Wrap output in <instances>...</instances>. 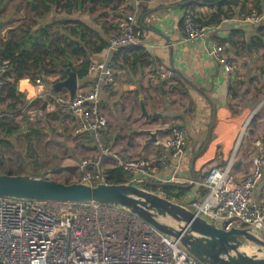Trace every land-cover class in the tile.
Here are the masks:
<instances>
[{"label":"crops","instance_id":"1","mask_svg":"<svg viewBox=\"0 0 264 264\" xmlns=\"http://www.w3.org/2000/svg\"><path fill=\"white\" fill-rule=\"evenodd\" d=\"M41 1L0 0V52L24 31L39 38V33L46 30L52 44V58L47 63L56 72L44 78L41 89L24 79L34 87V96L28 89L29 94L21 92L17 84L19 101L8 97L7 88L0 90L3 117L4 113H11L9 106L13 103L17 104V111L25 114L36 108L43 112V119H37L42 126H36L37 116L31 119V128L39 129L41 135L35 141L30 135L38 165L30 164V155L25 161L24 154V175L40 174L49 180L73 184L82 174L83 161L102 157L90 134L75 135L72 118L55 101L58 96H70L66 88L57 86L67 79V72L77 75L87 62L113 64L117 69V85L101 89V109L108 120L104 142L115 152L133 160H157L171 129L183 126L187 129V144L178 172L177 161L171 160L168 169L159 167L155 174L175 175L174 185L190 190L187 194L196 199L205 191L192 182H201L211 168L230 166L235 181L250 173L252 161L248 162V155H255L256 142L264 147V95L254 91L247 78L257 73L256 62L264 61V45L257 41L259 27L246 22V17L253 7H260L264 13L263 0H228L223 10L230 17L219 25L209 24L216 9L204 6L202 0H110L107 5L97 0L93 4L85 2L81 9L76 5L72 10L63 9L66 0H47V15H42ZM187 11L207 24L205 41L190 42L184 38L181 19ZM128 13H133L138 22L137 41L117 54L110 50L109 40L117 20ZM28 19L30 24L23 26ZM7 29L11 31L4 38ZM214 43L220 44L223 55L234 63L233 75L226 74L210 56ZM165 70L173 71L171 79L160 77ZM62 72L65 79H61ZM261 76L264 78V68ZM96 80V74L78 79L77 91L89 88ZM6 81L13 83L14 74ZM22 103L27 106L23 108ZM143 108L149 120L142 116ZM16 120L20 123L22 116L18 115ZM156 130L162 133L157 136V143H150L147 132ZM42 145L55 148L56 152L42 160ZM27 146L25 142L24 149ZM2 154L3 162L6 155ZM102 159L108 172L117 170L108 156ZM256 197L264 199V183Z\"/></svg>","mask_w":264,"mask_h":264},{"label":"built area","instance_id":"2","mask_svg":"<svg viewBox=\"0 0 264 264\" xmlns=\"http://www.w3.org/2000/svg\"><path fill=\"white\" fill-rule=\"evenodd\" d=\"M264 4V0H263ZM246 22L255 27L264 25V13L251 8ZM109 48L119 54L137 41L139 27L136 16L128 13L117 20ZM209 28L200 24L194 13L184 12L181 32L190 42H203ZM214 57L226 74L235 73V65L224 55L220 44L211 45ZM10 62L0 63V90L5 88L4 74ZM88 74L97 80L89 88L78 90L74 97L58 96L56 104L73 120L75 135L90 134L102 157L81 163L82 174L77 183L96 186L111 184L103 157L108 156L114 168L120 169L135 187L164 197L145 185L177 183L175 175L155 174L156 169L169 168L177 161L175 172L187 144V129L174 126L170 138L160 150L157 160L131 159L115 152L104 142L108 120L101 109V89L117 85V69L113 64L91 62ZM162 79L173 77L172 70L160 74ZM29 94L27 88L22 90ZM41 89L40 82L34 86ZM33 87V88H34ZM42 92V91H41ZM41 92L39 94H41ZM41 110L29 113L33 120ZM2 115L0 114V120ZM252 168L242 179L235 181L230 166L211 168L201 182H192L206 191L193 198L184 195L177 203L197 217L225 231L247 230L264 239V199L257 191L264 179V147L255 144ZM251 245L245 243L243 247ZM0 264H204L191 255L177 240L166 236L138 215L118 207L99 203L26 201L0 197Z\"/></svg>","mask_w":264,"mask_h":264},{"label":"water","instance_id":"3","mask_svg":"<svg viewBox=\"0 0 264 264\" xmlns=\"http://www.w3.org/2000/svg\"><path fill=\"white\" fill-rule=\"evenodd\" d=\"M81 7L80 5L79 8ZM204 25L207 27V24ZM10 31L11 29H7L4 32V38H7ZM6 51L4 48L2 54H6ZM67 75V79L57 86L66 88L73 98L78 89V78L70 71ZM142 112V116L149 120L144 108ZM160 133V130L147 132L149 142L157 143ZM0 197L43 202H92L122 208L138 215L166 236L177 240L204 264H264V258L250 256L242 251L244 244L250 243L255 245L259 252H264V240L257 235L247 230L220 229L197 217L188 208L139 189L132 183L96 186L82 183L63 184L46 178L0 173ZM166 219L174 221L177 226L163 223L162 220Z\"/></svg>","mask_w":264,"mask_h":264},{"label":"trees","instance_id":"4","mask_svg":"<svg viewBox=\"0 0 264 264\" xmlns=\"http://www.w3.org/2000/svg\"><path fill=\"white\" fill-rule=\"evenodd\" d=\"M93 1L94 3L97 0H66V5L63 7L64 10H72L74 6H84L85 2ZM110 0H103L104 4L107 5ZM204 6L216 9L211 15V20H209L210 25H219L223 19H226L229 16L227 12L223 10L228 5V0H202ZM74 4V5H73ZM35 9L38 8V3L35 2ZM42 6V15H47L49 11V5L47 0H43L40 2ZM225 6V7H224ZM257 7V6H256ZM260 12V7H257ZM198 22L202 25L203 22ZM260 34L257 36V41L261 45H264V25L259 27ZM40 37L37 38L35 34H32L30 31H24L21 33V37L17 39H13L12 42L6 44L7 51L6 54L3 55L0 52V63L2 62H10L9 70L4 74L5 78L9 77L12 73L14 74V81L6 82L5 88L8 91V97L16 99V86L20 81L24 79H29L33 85H36L37 82L44 84V78L50 75L55 74L56 72L51 67V63L48 64L47 60L51 59V43L49 42V35L47 31H41L39 33ZM43 43V44H42ZM91 62L84 63L81 67V70L77 72V76L79 80H84L88 75V68ZM61 79H65L67 76L62 72ZM61 91H56L55 93L59 94ZM15 103L9 106L11 113H4V117L2 116L0 120V144L5 145L6 147H14L13 140L7 141L8 138L18 137L23 133V128H27V137L25 136V142L30 146V135L34 137V141L37 138H41L39 129L31 128L32 121L29 114L22 113L21 111H17ZM23 108L27 106V104H23ZM22 110V109H21ZM23 111V110H22ZM18 115L22 116L21 122H17L16 117ZM41 142V140H38ZM27 146V147H28ZM35 151V149H34ZM3 162L0 160V166ZM43 174V173H41ZM17 175V174H16ZM30 177L35 178H45V175H32ZM109 178L111 184H123L128 181V177L120 170H114L109 172ZM146 189H153L156 192H160L163 194L164 198L169 201L176 202L178 199L186 195L190 190L183 188L182 186L174 185V184H166V185H145ZM206 191L203 192V195H206Z\"/></svg>","mask_w":264,"mask_h":264},{"label":"rangeland","instance_id":"5","mask_svg":"<svg viewBox=\"0 0 264 264\" xmlns=\"http://www.w3.org/2000/svg\"><path fill=\"white\" fill-rule=\"evenodd\" d=\"M27 14L28 13L25 12V17ZM29 24H30L29 19L22 23L23 26H26ZM256 63H259L257 73H254V76L252 78H247V81H250L252 83V87L254 88V91H256L257 93L260 92L262 95H264V78L261 76V68H264V61L263 62L260 61V62H256ZM31 85H33V84L31 83ZM33 86H36V85H33ZM32 93H31V96H34L35 95L34 93H36V91L33 89ZM38 109L39 108H36L35 110H38ZM37 119L38 120L43 119V115L38 114V116L36 117V120H34L35 123L37 122ZM39 125H41L40 121L37 122L36 126H39ZM241 136H242V134H241ZM24 138H25L24 134H21L16 138L15 137L8 138L7 141H11V140L14 141L13 142L14 143L13 148L6 147L5 145L1 144L0 156H2L3 155L2 153H4V155H6V157L3 161L4 163L0 166V173L11 174V175H16V174L17 175H21V174L24 175V170H23V162L24 161L22 160V157L24 154L26 156L25 161H26V158L30 155V157H31L30 164L33 165L34 167H37L38 161H37V158L35 157V151H34L35 148L32 145H30L28 147H25V149H24V143H25ZM255 144H254V146H255ZM54 152H56L55 148H51L50 146L44 148V145H42L41 147H39V154L42 155V160H43L44 156L50 155ZM253 157H254L253 153L249 154L248 159H247L248 162H251L253 160ZM27 171H28V175H30L31 172L29 170H27ZM263 183H264V179L262 181V184ZM178 201H179V199H178ZM162 222L167 224V225H170V226H173V225L177 226V224L170 219L162 220ZM260 235L264 238V230L262 232H260ZM242 251H245L250 256L256 255L259 258H264V252L263 253L259 252L257 247L253 244H251L249 246L242 247Z\"/></svg>","mask_w":264,"mask_h":264},{"label":"bare ground","instance_id":"6","mask_svg":"<svg viewBox=\"0 0 264 264\" xmlns=\"http://www.w3.org/2000/svg\"><path fill=\"white\" fill-rule=\"evenodd\" d=\"M21 87H22V89H25V88H27L31 93L33 92V87H31V85L28 83V81L27 80H24V81H22L21 82ZM33 94V93H32ZM35 94V93H34ZM174 226V225H173ZM245 252V251H244ZM246 253V252H245ZM246 254H248V253H246ZM249 255V254H248Z\"/></svg>","mask_w":264,"mask_h":264}]
</instances>
